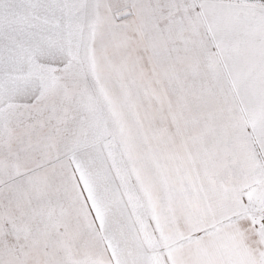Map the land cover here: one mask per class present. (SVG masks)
Returning a JSON list of instances; mask_svg holds the SVG:
<instances>
[{
	"label": "snow or ice",
	"instance_id": "1",
	"mask_svg": "<svg viewBox=\"0 0 264 264\" xmlns=\"http://www.w3.org/2000/svg\"><path fill=\"white\" fill-rule=\"evenodd\" d=\"M0 264H264V0H0Z\"/></svg>",
	"mask_w": 264,
	"mask_h": 264
}]
</instances>
